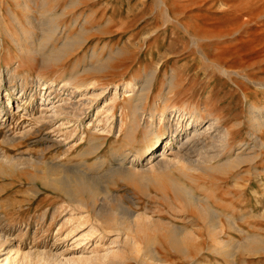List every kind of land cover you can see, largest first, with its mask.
Segmentation results:
<instances>
[{
    "label": "rangeland",
    "instance_id": "374dc122",
    "mask_svg": "<svg viewBox=\"0 0 264 264\" xmlns=\"http://www.w3.org/2000/svg\"><path fill=\"white\" fill-rule=\"evenodd\" d=\"M0 7V233L11 240L0 248V264H140L148 249L180 264H190V256L211 264H264V250L252 251L253 239L264 245V127L251 124L249 111L264 110V63L252 59L245 70L225 73L216 62L219 39L196 33L217 23L245 30L241 19L252 16L251 0H25L22 7ZM28 13L32 24L25 31H33L31 37L19 25ZM11 16L17 18L14 25L4 20ZM5 28H13V39ZM117 56L127 60V69L115 66ZM163 62L158 83L165 73L180 76L186 82L182 97L203 109L214 107L234 131L233 146L242 143L243 149L217 155L225 142H213L214 129L194 143L192 125L180 121L177 111L155 154L147 149L152 135L145 138L144 128L130 134L122 105L133 91L122 82L133 74L145 78ZM38 75L54 84L44 89ZM66 81L91 84L77 90ZM175 128L177 138H171ZM120 151L128 154L122 165L116 159ZM142 153L143 160L133 162ZM161 159L165 168H180L168 169V177L154 168ZM66 176H87L90 182L71 181L78 189L71 195ZM171 177L201 201L187 208L176 200ZM95 196L97 208L106 205L100 216L108 228L97 219ZM129 214L149 216L137 243L126 230ZM215 223H222V231L215 230L219 238L210 236ZM181 228L196 237L199 252L195 246H169L173 236L184 234ZM250 241L247 252L243 246Z\"/></svg>",
    "mask_w": 264,
    "mask_h": 264
},
{
    "label": "bare ground",
    "instance_id": "6f19581e",
    "mask_svg": "<svg viewBox=\"0 0 264 264\" xmlns=\"http://www.w3.org/2000/svg\"><path fill=\"white\" fill-rule=\"evenodd\" d=\"M251 1H252V8L251 9L253 12L252 16L251 17H245V18L241 19V21L244 19L243 24L248 25V27L245 30H242L243 28L241 29V27H239V29L235 30L233 28H228L225 25H220L218 27L217 26L218 23H217L216 26L212 27L211 29H206L207 27L204 29L198 28V32H196L199 35L219 39L220 46L218 49H216V52H217L216 54H218L217 58H216V62L218 64L220 63L222 65L225 73H228L230 70L235 69L237 67H240L242 69L244 68V70H245L246 66L251 65L252 59L260 60V62L264 63V0H251ZM8 4L15 5L18 7L19 6L22 7L25 4V0H0V5H8ZM1 9H2V7H0V11H1ZM9 10L10 9H8V12H9ZM10 18H11L10 20L9 19L7 20V18H4V20L8 21L9 23L11 22V23H13L12 25H14L17 22V18L12 17V16ZM21 18H22V16H21ZM0 19H3V18H0ZM30 19H31V15L29 13L24 14L22 21L19 22L20 32L28 35L29 37H31L34 34L33 31H28V32L25 31L27 24H29V25L32 24ZM215 22H217V21H215ZM3 23H5V22H2V24ZM9 23L3 24V25H5V27H7L9 25ZM72 24H73V22L70 23V26H73ZM229 25H231V24H229ZM223 26H225L226 28H224ZM1 27H3V26H1ZM9 28H5L6 36H7L8 40L14 38L12 35V32H11L13 30V28L11 31H10L11 28L10 29ZM58 28H59V26L53 27L54 34H55V32L58 31ZM51 36H53V34L47 35L46 38H50ZM223 38H228V39H223ZM33 43H34V41H33ZM68 44L69 43H67V45L65 44L64 48L62 50H60V52L63 51L62 53L65 54L67 49L70 47V45L68 47ZM2 48H3V45L0 44V49H2ZM30 48L27 47V49H30ZM243 48H246V50L244 51ZM23 50H26V49H23ZM60 57H61V55H60ZM117 58H118V56L116 57V59ZM168 59L169 58H167V60ZM126 61H127L126 59L121 60V57H119L117 60L118 63L115 66L117 68L127 69L128 64ZM164 65H165V63L163 62V63L159 64L155 69H153L151 71L149 70L147 73L145 72V76H144L145 78H142V76H140V77L134 76V74H133V77L132 78L130 77L131 79L123 80V82H122V84L125 88H130L133 91L131 96L129 98L125 99L124 104L122 105V108L124 110L123 113L126 112L128 114V116L130 117V126L128 125L129 126L128 130H129L130 134L134 136V134H136L139 131V129L144 128L145 138H146V136L148 137L149 135H152V138L149 141L147 149L149 151L152 148L153 151H151V152H152V154H155L157 147H159L161 145V142L163 141V139H165L167 137L166 136V134H167L166 127H168L167 129H170V127H171V124L169 123L171 121V116L173 115L174 112L177 111L179 113L180 121L187 120V122L189 123V126L192 125V127L188 128V129H194L193 135L189 137V140L195 138L194 141L191 140L194 143L201 141V138H200L201 135L210 133V132H207L208 130L214 129L215 135L210 136V137H213V139H215L213 142H216V141H222V142L224 141L225 142L224 145H222V147L220 148V152H218L217 155L221 154V152H224V154H227V152L231 153V152H233L235 146H238L236 148L238 150L243 149L245 144H242V143H238V144H235L233 146L232 140L234 139V131L232 130V128L224 126L225 121L223 120V116L220 115V113H218L217 111L215 112V110H213L214 107H212L213 108L212 110L207 108V107L203 109L200 106L198 101L193 103V101H190V99L188 100V99H186V98L184 99L182 97V95H184L186 93V92L184 93V91H183L184 90L183 89L184 84L186 82H184V80L180 76L175 75V74H170V75L168 74L167 75V73H165L164 77L161 78V82L158 83L159 75L162 72V70H163L162 68ZM239 72L240 71H237L236 73L239 74ZM1 73H2V71H0V74ZM8 75H11V71L8 73ZM37 79L39 80L38 82H39L40 86H44L43 87L44 89L48 88L51 84H54V81L48 79L47 77H45V75H38ZM122 79H124V78H122ZM90 84L91 83L84 82L82 84L74 85L73 82H71V81H66L64 83L65 86H68V85L72 86L73 85V87L77 90L81 89L82 87H88ZM118 86H119L118 83H116V87H118ZM156 90H157V92H156ZM182 91L184 94H182ZM177 99H181L182 103L178 104ZM10 100H11V96L9 95L8 103H7L8 105L10 103ZM0 101H1V99H0ZM0 107H1L0 108L1 109L0 110V116H2V112H4V108H3V106H0ZM249 111L252 114L251 115L252 118L250 120L251 124L255 128H259V127L261 128L262 125L264 127V110H259V112H256L257 111L256 107L252 106ZM143 116H146V118H147L144 121V123H142ZM125 121H127V120H125ZM121 123H123V121H121ZM205 123H209V126L200 132V130L198 128L202 125L204 126ZM161 129H163L164 131L160 132ZM216 132L220 135V137L218 136L220 138L219 140H217L218 137L216 135L217 134ZM169 136L171 138L172 137L177 138V128H175L174 132H170ZM198 137H199V139H198ZM221 138H223V140ZM202 140H204V139H202ZM127 144H129V143H127ZM212 146H213V144H212ZM180 151L181 150L179 148V151L177 152L178 155L181 154ZM143 155H144V153L137 154L136 157H134L133 162L134 161L140 162L141 160H143V158H142ZM127 156H128V154H125V151H120V153L118 154L116 159L121 160L120 165H122L123 161L127 160ZM216 156H215V158H216ZM1 157L6 158L7 160H10L8 157H6L4 155H2ZM183 157L184 156L181 154V158H183ZM147 159H148L147 161L149 162L152 159V157L150 156V158H147ZM7 160H5V161H7ZM187 161H189V159ZM187 161H185V164ZM9 162H11V161H9ZM165 163H166V161L164 162L162 159L158 160L156 162L154 168H155V170L157 169V171L159 170L158 172L167 171L166 175H168V177H169L168 169L173 168V167L180 168L177 165H174V166L168 165V167L165 168L164 167ZM191 164L195 167L200 165V164H197L196 162H194V163L192 162ZM146 165H147V163H146ZM219 165H217V166H219ZM190 167H192V166H190ZM187 169H189V167ZM144 171L146 172L147 170H144ZM125 175H126V172H125ZM127 176L129 177V176H131V174H129ZM88 179L89 178L87 176H82V177H77V180L74 178L69 180L68 176H66L65 180L67 181L66 182V185L68 187L67 191L71 195L76 194L78 192V189H77V187L72 186L71 181L75 182V180H76L75 183L82 182V181L88 182L89 181ZM128 179H130V178H128ZM53 180H55V179H53ZM171 180H172V177L170 178V181ZM58 181H60V180H58ZM63 182H65V181H63ZM171 182H172V186L174 187V190L176 191V194H178L177 196L175 195L176 200H178L179 202H181V200H182L184 202L185 207L188 208L190 203L195 204L194 202H200L201 201L200 199L197 198V196H195L193 194L192 188H190L189 186H185L184 184L177 182L176 180L174 182L173 181H171ZM64 185H63V187H64ZM132 198L134 199V197H132ZM183 202H181V203L183 204ZM91 204L93 207H94L93 204H95V210L97 211L96 215L98 217L97 219L100 218L102 221V223H101L102 225L101 224L100 225L103 227V229L108 228L107 226H109L110 224H108L105 221L106 219L103 217L104 215L100 216V215H102V214H100V212L102 213L101 208L105 205V203H104V205L102 204L103 205L102 207L97 208V198L95 196V200L93 198ZM80 205L83 207H88V204L84 203V202H80ZM105 207H106V205H105ZM144 213H146V212H144ZM136 214H140V213H136ZM146 216H147L146 214H145V216H143V215L142 216H139V215L135 216L134 214L133 215L129 214V216H128V221L130 224L127 228L126 227L125 228H126V230L128 229V232L132 233V236H130V237L133 239V242H135V243H137V238H138L137 235H140L143 232L145 233L146 228H148V226H150V224H147L148 222L146 220H148V218H146ZM147 217H149V216H147ZM97 219L95 220V222L99 224ZM236 219H238V218H236ZM236 219L234 218V219H231V221H230L233 226H234V223H236ZM125 224H126V222H125ZM153 224H151V225H153ZM221 224H219V223L210 224V225H213V227H212L213 231L210 233V236L215 237V238L218 237V234H220V233H216L215 230L221 229V231H222V227L220 226ZM105 225H107V226L105 227ZM122 225H123V223L121 222V226ZM122 227H121V229H122ZM92 229H93V232H95V233H96V231H98V229L96 227L92 228ZM181 229H183V228H181ZM183 233L184 234L182 236H179V234L177 236H173L172 239L175 242H173L172 245L170 244L169 246H172L173 249L177 250V251H184L185 249L189 250V249H191L192 246H195V247H197L196 251L199 252L200 248H199L198 244L196 243V240H197L196 237L193 234H190V233L188 234L187 232H185V230ZM89 234H91V233H89ZM91 235H93V234H91ZM101 238L102 237L99 236V238H97V241L101 240ZM187 240H190V241L195 240V241H194V243L191 242L192 245L191 244L185 245V244H187V243H185V241H187ZM10 241L11 240H9V238L5 234L0 233V243H2V244H0V248H1V246L3 247V244L9 243ZM252 242L255 243V245L252 244L254 249H252L251 241H250V243L247 242L246 246L245 245L243 246L244 250H246L247 252L251 251V249H252V251L264 250V245H262V243L258 239H255V240L253 239ZM259 242H260V244H259ZM148 251L150 254L146 255V257H141V259L138 260L140 264H180L178 261H176L177 258L176 259L166 258L164 255H160V252H157L156 250L153 252L152 250L148 249ZM192 251H194V250H192ZM224 251L225 250L224 249L221 250V248H219V250H218L219 253H222ZM17 252H19V251H17ZM194 255H196V254L194 253ZM185 258H186V261L190 262V264H211V263H207L206 261L203 262L202 260L197 259V258L192 257V256L185 257ZM6 259H4V260H6ZM216 264H218V263L216 262ZM228 264H239V263L236 260L231 259V261L228 260Z\"/></svg>",
    "mask_w": 264,
    "mask_h": 264
}]
</instances>
